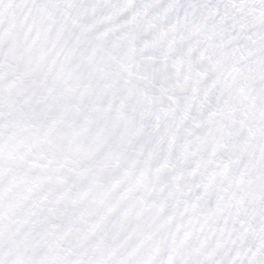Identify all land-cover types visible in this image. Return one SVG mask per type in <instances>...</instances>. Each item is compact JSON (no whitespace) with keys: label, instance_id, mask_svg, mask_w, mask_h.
Returning a JSON list of instances; mask_svg holds the SVG:
<instances>
[{"label":"snow or ice","instance_id":"obj_1","mask_svg":"<svg viewBox=\"0 0 264 264\" xmlns=\"http://www.w3.org/2000/svg\"><path fill=\"white\" fill-rule=\"evenodd\" d=\"M0 264H264V0H0Z\"/></svg>","mask_w":264,"mask_h":264}]
</instances>
